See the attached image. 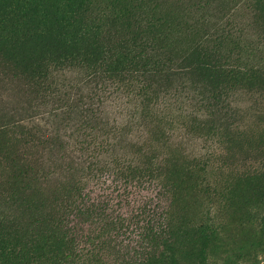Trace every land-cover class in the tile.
<instances>
[{"label":"rangeland","instance_id":"rangeland-1","mask_svg":"<svg viewBox=\"0 0 264 264\" xmlns=\"http://www.w3.org/2000/svg\"><path fill=\"white\" fill-rule=\"evenodd\" d=\"M64 36L86 55L133 58L118 75L134 96L101 99L104 82L81 54L59 67L51 52ZM254 36L264 38V0H0V264L37 262L39 227L61 229L85 193L129 221L110 231L125 264L127 247L143 249L136 224L168 205L179 257L210 237V264H264V49L252 51ZM232 64L263 71L240 83L224 76ZM97 112L124 121V133ZM82 126L142 160L145 183L86 158ZM222 229L227 244L216 242Z\"/></svg>","mask_w":264,"mask_h":264},{"label":"trees","instance_id":"trees-1","mask_svg":"<svg viewBox=\"0 0 264 264\" xmlns=\"http://www.w3.org/2000/svg\"><path fill=\"white\" fill-rule=\"evenodd\" d=\"M234 31L240 34L241 29L236 26ZM225 32L226 28L223 30V33ZM253 38L256 39L248 43L252 47V51L259 50V48L263 51L264 38L262 40L256 36ZM63 40L64 50L58 53L54 51L51 52L60 64L59 67L61 66L63 70H66L72 62L77 61L75 59L78 57V54H81V65L87 69L96 71L95 73L100 74L101 80L104 82L101 89V99H105V101L108 102V99L111 100L116 92H122V97L118 96L120 97L119 99L127 97L125 95L134 96L133 94L136 92L134 91L132 94L133 88L131 84L126 83L123 78L118 75L125 74L135 66L133 58L127 59L120 55V57L115 58H106L102 56V58L99 59L94 56V53H88L87 51H85V53L88 55L82 53L80 51L81 49H78L75 43H71L75 40V37H72L70 42L66 36L63 37ZM262 62H264V60ZM55 63L56 61L54 60L52 64L54 65ZM225 69L224 76H226L227 79L241 83V80L246 76H248L247 78L258 76L261 71L264 70V66L262 67L263 70H255L253 68L247 72L244 71L245 68H243V66L238 64L228 65ZM32 72V81L36 83V80L41 79V72L38 76H36V70ZM125 100L126 99H123L122 102ZM111 105H113V103ZM96 114H98V118L102 120L99 121L97 119L100 125L107 130H111V134H118V136H120L124 133L123 130L127 126L124 125V121L121 122L122 120L115 119L117 117L114 115L111 116L108 112L107 114L100 112ZM118 118L121 117L118 116ZM83 126L79 128L83 131V134H79L78 140H75V144L80 147V151L84 153L86 158L88 155L91 158L98 159V161L100 159V162L107 168L106 170L108 172L113 173L118 179L119 177L127 178L124 180L125 183L131 182L136 183V185H143V183H145V169L141 165L142 160L139 162L137 160L138 158L130 157L127 153L129 150L122 147L120 142L117 143L116 139L108 137V134L104 133L99 135L97 134L99 131L96 134H89L91 130H88L87 126ZM129 143L132 144L130 141ZM124 171L127 173L125 174ZM164 172L165 164L160 162L156 166L154 173H150V175H152V181L150 183L152 187L155 188V191L161 190L163 187L161 174H164ZM153 200H155L158 208L159 197L154 196ZM170 207L171 205H168L163 208L161 212H156V214L154 211L151 220L143 228L140 227L139 224H136L138 229L145 233L143 246L140 247L143 249L142 252H135L130 247H127L128 253L130 252L129 254L132 255L131 262L127 264H150L152 261L154 263L155 260L163 257H165L167 261L169 260L170 264H172L171 262L175 261L176 258L179 264L211 263L207 250L209 246L211 248L212 241L210 237L207 240H203L201 244L199 243L193 252L185 255L187 258L185 256L179 257L177 249L174 248V246L170 247L175 235V223L170 214ZM159 210H161V207ZM107 212H113V208H109L105 202L101 201L100 197H98V200H92L90 195L85 193L81 201L76 205L74 211L63 222L65 224L61 229L58 230V227L52 226L54 230L45 233L46 228L39 227V229L44 231V234L38 236V254L35 258L37 262L31 259L33 262L29 264H125L119 258L120 253L114 250V248L119 247V245L116 244V240L112 237L110 231H116L118 227L120 230L123 229V223L129 221L123 219L120 214L115 218L112 215L110 216ZM49 236L52 237L50 238ZM215 236L218 238L216 242L227 244L228 240H224V237L227 238L229 236L227 230L224 231V229H222L217 232ZM220 246L223 248L222 245ZM168 253H170V257ZM18 263L23 264V261L21 260Z\"/></svg>","mask_w":264,"mask_h":264}]
</instances>
